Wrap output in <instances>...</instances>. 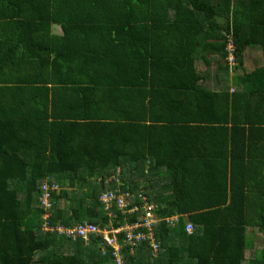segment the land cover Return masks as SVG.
<instances>
[{
	"label": "trees",
	"instance_id": "16d2710c",
	"mask_svg": "<svg viewBox=\"0 0 264 264\" xmlns=\"http://www.w3.org/2000/svg\"><path fill=\"white\" fill-rule=\"evenodd\" d=\"M256 46L264 0H0V264H115L102 236L47 228L123 225L100 201L119 168L123 190L180 217L155 225L156 257L144 242L125 264H264V64L234 91L198 66L239 70Z\"/></svg>",
	"mask_w": 264,
	"mask_h": 264
},
{
	"label": "built area",
	"instance_id": "2783aa9c",
	"mask_svg": "<svg viewBox=\"0 0 264 264\" xmlns=\"http://www.w3.org/2000/svg\"><path fill=\"white\" fill-rule=\"evenodd\" d=\"M229 42L227 45L228 51V63L233 68L237 64L236 51L237 47L234 43V38L230 35ZM119 175H113L109 177L107 183H116L118 186L116 189H110L103 192L100 196V201L104 205V210L108 213L109 217L112 218L115 213L112 208H118L121 211L124 224L120 226H114L113 221L110 220L109 227H100L95 223L83 222L74 225L72 228L65 226H57L54 228H47V230L59 232V235L64 234L67 237L75 239L80 238L85 241V244L90 245L94 239V236H102V239L96 240L102 250V254L111 255L114 258L115 264H125V253L124 248L130 247L131 253L135 254L137 248L144 242H149L152 255L156 257L161 248V242L155 237V225L159 221H166L172 227H176L180 221L178 215L166 217L160 219L157 215V206L150 204L147 195L142 191L139 194L133 193L130 189L123 190L121 187L124 183L118 177ZM59 189L58 184H49L46 182L43 186L44 196L42 202L47 207L51 205L49 190ZM139 199V202H135ZM143 211V214L139 219L133 223L128 222L130 217L135 213ZM194 224L187 222L186 232L192 233L194 231ZM126 233L125 238L120 239L121 233Z\"/></svg>",
	"mask_w": 264,
	"mask_h": 264
},
{
	"label": "rangeland",
	"instance_id": "374dc122",
	"mask_svg": "<svg viewBox=\"0 0 264 264\" xmlns=\"http://www.w3.org/2000/svg\"><path fill=\"white\" fill-rule=\"evenodd\" d=\"M225 20V18L221 20L219 19V22L223 23ZM262 58L261 48L252 47L251 50H247V53L244 52V67L239 70L231 69V71L227 72L225 70L224 62H221L220 58L216 56L209 57L211 61L210 65H206L204 58L201 57L198 61V66L200 74L202 78H204L205 86H207L208 89H211L210 87L213 85V81H221L223 82L224 87L229 86L233 91V89L237 88L233 83L234 77L239 76L246 71H253L257 67V64L261 62ZM256 242L257 247H262L264 244L263 239L259 237ZM90 246L91 244L87 246V248H90ZM251 254L253 255L254 252H251Z\"/></svg>",
	"mask_w": 264,
	"mask_h": 264
},
{
	"label": "crops",
	"instance_id": "0c3cea01",
	"mask_svg": "<svg viewBox=\"0 0 264 264\" xmlns=\"http://www.w3.org/2000/svg\"><path fill=\"white\" fill-rule=\"evenodd\" d=\"M53 31H54V33L55 34H58V35H63V29H62V27H60L59 25H55L54 26V28H53ZM261 48L260 46H256V47H254V48ZM251 48L252 47H248L247 49H246V51H245V53H247V50L248 49H250L251 50ZM262 51V50H261ZM206 55V58L208 59L209 58V55L208 54H205ZM262 56H263V53H262ZM205 62V61H204ZM264 64V57L261 59V62L260 63H258L257 64V67H259V66H261V65H263ZM256 67V68H257ZM121 79H119V78H116V81H120ZM219 82L218 81H216V82H214L213 81V85H211V89L212 90H219V89H224V88H227V87H229V86H226V87H224V84H223V82H222V85H219L218 84ZM221 83V82H220ZM120 169V168H119Z\"/></svg>",
	"mask_w": 264,
	"mask_h": 264
},
{
	"label": "clouds",
	"instance_id": "9594fccd",
	"mask_svg": "<svg viewBox=\"0 0 264 264\" xmlns=\"http://www.w3.org/2000/svg\"><path fill=\"white\" fill-rule=\"evenodd\" d=\"M227 45H228V44H227ZM236 47H237V46H236ZM236 58H237V57H236ZM237 64H238V63H237ZM237 64H236V65H237ZM236 65H235V66H236ZM233 68H234V67H233ZM232 70H233V69H232ZM233 91H234V89H233ZM120 173H121V169H118L117 174L119 175ZM133 193H134V192H133ZM188 222H190V221H188ZM97 225H98V224H97Z\"/></svg>",
	"mask_w": 264,
	"mask_h": 264
}]
</instances>
